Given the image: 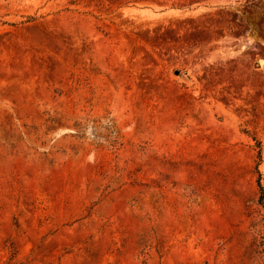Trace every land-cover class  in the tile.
Masks as SVG:
<instances>
[{
  "label": "rangeland",
  "instance_id": "obj_1",
  "mask_svg": "<svg viewBox=\"0 0 264 264\" xmlns=\"http://www.w3.org/2000/svg\"><path fill=\"white\" fill-rule=\"evenodd\" d=\"M264 0H0V264L264 263Z\"/></svg>",
  "mask_w": 264,
  "mask_h": 264
},
{
  "label": "trees",
  "instance_id": "obj_2",
  "mask_svg": "<svg viewBox=\"0 0 264 264\" xmlns=\"http://www.w3.org/2000/svg\"><path fill=\"white\" fill-rule=\"evenodd\" d=\"M261 190H262V193H263V197H264V186L261 185ZM264 264V263H263Z\"/></svg>",
  "mask_w": 264,
  "mask_h": 264
}]
</instances>
